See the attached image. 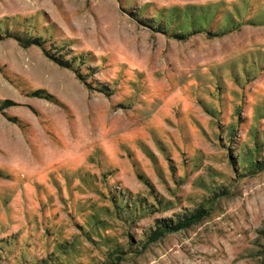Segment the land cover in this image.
Segmentation results:
<instances>
[{
	"label": "rangeland",
	"instance_id": "rangeland-1",
	"mask_svg": "<svg viewBox=\"0 0 264 264\" xmlns=\"http://www.w3.org/2000/svg\"><path fill=\"white\" fill-rule=\"evenodd\" d=\"M262 164L264 0H0V264H264Z\"/></svg>",
	"mask_w": 264,
	"mask_h": 264
},
{
	"label": "trees",
	"instance_id": "trees-1",
	"mask_svg": "<svg viewBox=\"0 0 264 264\" xmlns=\"http://www.w3.org/2000/svg\"><path fill=\"white\" fill-rule=\"evenodd\" d=\"M20 43H25L24 45L23 44H21V45H23V46H29V45H32V44H36V45H39V46H41V41L40 40H38V39H35V40H29V41H26V42H21L22 40L21 39H17ZM44 51V53H45V55L47 56V57H49V58H51V59H53L55 62H57L59 65H61V66H65L66 64L65 63H63L62 61H59V60H55V57H53V56H51L50 54H48V52H46L45 50H43ZM259 167H263V168H261V169H264V164H262L261 166H259ZM202 211H203V209H199V210H197L196 212H197V215L198 216H201V215H203V213H202ZM192 217H194V215L192 216ZM182 223V222H181ZM180 223V224H181ZM118 252H120V250H118V249H115V251H111V253H110V260H111V262L109 263V264H116V261H119V260H121L122 259V256H119L118 255Z\"/></svg>",
	"mask_w": 264,
	"mask_h": 264
}]
</instances>
